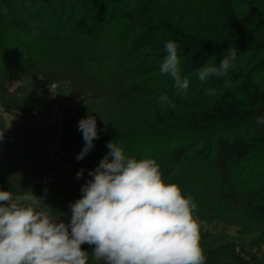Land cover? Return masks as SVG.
<instances>
[{
  "label": "trees",
  "instance_id": "obj_1",
  "mask_svg": "<svg viewBox=\"0 0 264 264\" xmlns=\"http://www.w3.org/2000/svg\"><path fill=\"white\" fill-rule=\"evenodd\" d=\"M173 1L0 0V190L14 199L31 190L43 202L33 205L37 211L69 223L70 204L113 142L128 158L154 159L165 183L193 198L201 240L214 236L205 226L216 222L249 238L202 248L205 264H262L264 125L255 121L264 115V9L252 16L253 29L231 31L245 19L231 21L227 14L235 9L227 13L221 0H186L219 4L211 17L163 10ZM252 35L261 39H247ZM169 40L178 44L181 75L189 80L185 97L173 96L174 82L159 71ZM230 47L237 49L234 69L201 83L196 69L219 66ZM27 77H42L45 86L69 83L81 98L57 121L56 152L47 149L55 129L38 122L39 89L20 83ZM207 87L216 95H205ZM165 94L175 107L159 102ZM88 115L95 116L100 138L78 161L85 146L78 122ZM93 248L82 245L88 264H97Z\"/></svg>",
  "mask_w": 264,
  "mask_h": 264
},
{
  "label": "clouds",
  "instance_id": "obj_2",
  "mask_svg": "<svg viewBox=\"0 0 264 264\" xmlns=\"http://www.w3.org/2000/svg\"><path fill=\"white\" fill-rule=\"evenodd\" d=\"M164 47L160 74L174 82L173 96L185 97L189 80L181 75L178 44L169 40ZM236 57L237 49L230 47L219 66L206 63L194 74L201 83L223 77L234 69ZM204 92L216 95L211 87ZM158 99L175 107L167 94ZM255 122L264 125V115ZM78 131L85 141L79 161L100 138L95 116L81 119ZM106 147L108 154L81 186V198L70 204L67 224L37 211L33 205L43 202L31 190L15 199L12 192L0 191V264H88L84 244L94 246L92 258L103 264H205L193 198L165 183L154 159L128 158L113 142ZM83 172L76 178H83Z\"/></svg>",
  "mask_w": 264,
  "mask_h": 264
},
{
  "label": "rangeland",
  "instance_id": "obj_3",
  "mask_svg": "<svg viewBox=\"0 0 264 264\" xmlns=\"http://www.w3.org/2000/svg\"><path fill=\"white\" fill-rule=\"evenodd\" d=\"M174 2V3H173ZM172 6H165L163 10L166 12H171L174 10V12L182 9V10H188L190 12L199 13L201 16L204 15V17L212 16V8L218 9V5L215 4L213 6L211 3H205V4H198L191 1L186 0H175L173 1ZM220 6L229 13L233 9H235V12H231V15L227 14V16H230L232 19L231 21L235 20L234 18H244L245 23L244 25L240 26L237 24L234 27H231V29L227 28L226 24L227 22L224 21L220 25L221 31H228L225 29H229L231 31H237L238 29L241 30V28H244L246 30H251L254 28L253 21H251L252 16H256L257 14L264 9V0H221ZM181 10V11H182ZM230 17L228 19L230 20ZM210 19V18H207ZM214 21V20H213ZM232 26V25H231ZM205 30H209L206 28ZM241 33V32H239ZM245 33V32H242ZM244 38L246 39V33L244 34ZM261 38L264 40V33L262 34ZM259 36L252 35L248 37L247 39L259 40L261 39ZM20 83L25 85L27 88H37L40 91V95L43 100V106H42V116L41 120H38L39 124L46 123L50 126H52L55 129V134L51 137L50 143L47 147L49 151H58V145L60 141V137L58 135L57 131H60L61 124L57 123L60 122V119L63 118V116H67L71 112V109L73 106L78 105L81 101L80 97L74 96L72 94L71 85L69 83H58L53 86H45L43 83L42 77H27L23 79ZM264 83V82H263ZM18 84L17 83H9L8 87L10 89H14ZM264 98V95H262ZM264 104V103H263ZM3 113V111L1 110ZM8 123L14 124V119L12 116L4 113ZM259 126V125H258ZM252 128L257 127V124H253L250 126ZM4 159L8 162L10 160L3 156ZM2 158V157H1ZM52 159L55 161V158L52 156ZM43 163L46 165L47 159H44ZM263 163V162H261ZM56 164V163H55ZM260 163H256V165H259ZM262 170V169H261ZM259 171L256 169L254 172L255 174ZM79 182V181H78ZM80 183V182H79ZM78 183V184H79ZM1 191V190H0ZM64 222V221H62ZM67 224V222H64ZM202 224V223H200ZM205 229L210 230V232L214 233V236L207 240H200V245L202 248H212L216 244L224 242V241H235L239 244L248 242L249 238L246 236H239L238 230L234 226H226L221 223H213L209 226H205ZM260 262L264 264V248L262 249L260 253ZM97 264H103L102 261H96Z\"/></svg>",
  "mask_w": 264,
  "mask_h": 264
}]
</instances>
